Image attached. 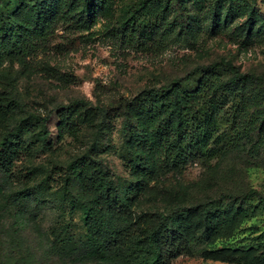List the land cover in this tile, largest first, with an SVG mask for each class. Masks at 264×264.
I'll return each instance as SVG.
<instances>
[{
  "label": "rangeland",
  "instance_id": "rangeland-1",
  "mask_svg": "<svg viewBox=\"0 0 264 264\" xmlns=\"http://www.w3.org/2000/svg\"><path fill=\"white\" fill-rule=\"evenodd\" d=\"M116 1L120 10L122 5L133 6L140 0ZM252 2L264 18V0ZM20 4L21 0L0 1V27L6 20L1 18V10L6 16ZM100 17L88 31L79 30L72 19L58 22L47 42L32 54L0 64V98L8 99L0 111V142L29 117H51V130L57 135L61 121L58 109L78 102L96 112L108 111L98 157L116 191L125 195L137 176L129 139L122 134L124 112L118 106L149 89L168 86L200 65L222 60L264 79V33L250 38L246 29L239 30V18L231 24L233 20L224 15L222 23H228L227 27L213 31L206 29L207 20L202 21L194 34L177 32L163 51L139 50L118 38L117 18L106 21ZM263 88L253 90L256 100L248 107L226 105L228 115L220 116L223 125L215 141L196 145L199 139L194 138L189 142L192 151L186 164L131 194L132 201L121 210L118 230L128 225L141 228L145 215L154 216L157 224L161 214L224 195L237 196L250 190L264 195V139L257 131L246 134L241 128L264 108ZM234 112L238 113L237 122L229 117ZM141 113L133 114L136 123L143 121ZM100 122L102 118L77 120V136L57 139L49 149L35 146L31 155L22 152L9 175L0 169V264H97L79 256L85 240L81 203L88 193L70 172L69 164L92 145L94 125ZM36 167L47 169V183L43 177H26ZM68 177L75 182L70 194L63 189ZM33 188L38 199L15 200L17 193ZM227 232L213 233L214 239L204 252L188 253L171 264H264V246H254V239L264 232V206Z\"/></svg>",
  "mask_w": 264,
  "mask_h": 264
},
{
  "label": "trees",
  "instance_id": "trees-1",
  "mask_svg": "<svg viewBox=\"0 0 264 264\" xmlns=\"http://www.w3.org/2000/svg\"><path fill=\"white\" fill-rule=\"evenodd\" d=\"M206 2L140 0L133 6L124 4L118 10L116 0H21L6 16L1 10V18L7 21L0 27V64L32 54L47 42L55 31V24L71 19L79 30L88 31L100 16L106 21L117 18L120 25L117 36L122 43L150 51H163L177 32L194 34L202 21L207 20L206 29L213 31L227 27L228 23H222L224 15L233 20L231 24L239 18V30L246 29L249 37L264 33V18L252 0ZM262 87V77L243 73L232 62L222 60L200 65L168 86L149 89L132 102L119 105V111L124 112L122 134L129 139L137 176V182L127 188L125 195L116 191L110 173L98 157L102 123L108 111L96 112L85 102L58 109L57 117L61 121L57 135L51 130V117H29L16 130L8 132L0 142V169L9 175L15 158L22 152L31 155L37 146L49 149L57 139L77 136L80 132L77 120L102 118V122L94 125L92 145L69 164L70 172L88 193L81 203L85 240L79 256L97 264H171L188 253L204 252L210 239H214L213 233L224 235L230 226L238 228L250 214L264 206V195L256 190L237 196L224 195L192 207L178 208L168 215L161 214L157 224L154 216L145 215L141 228L128 225L118 230L121 210L132 201L131 194L141 191L148 181L186 164L192 151L189 142L194 138L199 139L196 145L215 141L223 125L220 116L226 112L229 102L234 108L248 107L256 100L253 90ZM7 101L0 98V111ZM137 111L142 112L140 123L133 117ZM230 116L237 122L238 113ZM241 128L246 134L257 131L264 139V108L245 120ZM47 176L48 171L43 167L26 173L31 179L43 177L45 183ZM74 183L72 177L65 179L66 194H70ZM36 192L33 188L27 193H17L15 200L38 199ZM17 219L22 222L21 216ZM254 240V246H264V232Z\"/></svg>",
  "mask_w": 264,
  "mask_h": 264
}]
</instances>
